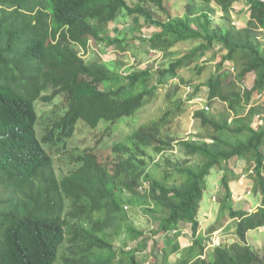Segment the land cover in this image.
<instances>
[{
    "label": "trees",
    "instance_id": "16d2710c",
    "mask_svg": "<svg viewBox=\"0 0 264 264\" xmlns=\"http://www.w3.org/2000/svg\"><path fill=\"white\" fill-rule=\"evenodd\" d=\"M147 1L169 13L163 0ZM187 1L184 16L162 20L127 0H0V264H142L140 248L127 251L113 243L123 232L133 240L145 235L129 222V207L162 215L155 233L167 235L164 257L161 262L155 257L153 264H172V256L177 258L173 264H264L247 243L249 231L264 227V124L253 126L264 114L261 106L248 107L255 93H264V0ZM198 2L205 4L197 6ZM211 2L230 22L233 6L245 2L246 26L213 30ZM122 15L134 22L135 29L144 31L146 25L155 29L143 38L149 50L170 51L194 41L198 46L157 70L141 69L140 64L118 74L103 63H87L80 47L88 49L91 41L108 48L122 43L108 35L109 26ZM215 45L222 46L225 54L206 85L210 102H225L229 116L217 121L204 109L196 112V119L211 126L214 134L178 142L188 156L203 158L198 167H174L180 184H169L170 174L160 181L146 171L143 145L154 147L157 154L174 150V140L165 138L157 125L136 130L133 147L116 145L123 159L105 163L96 153L85 151L77 157L79 167L58 178L45 144L66 147L80 120L96 130L102 121L116 124L136 115L156 96L154 78L162 84L177 77L180 69L214 51ZM250 74L255 76L252 88H239ZM58 96L66 97V110L40 140L36 103ZM234 158L245 160L246 170L254 168L255 192L263 198L256 212L233 207L230 182L240 176L231 179L227 163ZM214 169L224 172L221 208L238 220L239 240L203 257L202 239L195 235L207 179ZM146 180L151 187L142 192ZM182 223L189 224L196 237L188 251L181 246ZM172 231L177 233L170 235ZM65 243L68 247L61 255ZM178 253L183 255L177 257Z\"/></svg>",
    "mask_w": 264,
    "mask_h": 264
},
{
    "label": "rangeland",
    "instance_id": "374dc122",
    "mask_svg": "<svg viewBox=\"0 0 264 264\" xmlns=\"http://www.w3.org/2000/svg\"><path fill=\"white\" fill-rule=\"evenodd\" d=\"M127 2L131 6L137 4L145 6L153 12L156 18L162 20H167L169 17L184 16L187 11V4L189 3L187 0H163L164 6L169 11L167 13L166 11H161L147 0H127ZM202 4L205 3L198 2L197 6ZM209 7L211 11L214 10L212 14L213 30L228 28L231 24L237 28H242L246 26L249 19L245 2H240L233 6L232 22L223 18V13L215 2H211ZM141 22L143 23V21ZM154 30L151 25H146L144 31L143 29H135L134 22H131V19L125 18L122 15L108 29V35L113 39L116 38L122 41V43L108 48L105 44L102 47L94 41H91L88 49L85 50L80 47L79 52L87 63H103L111 71L118 74H125L132 69L140 68V64L143 65L141 69L149 68L153 70L156 68L157 70V66L167 68L171 60L188 53L191 49L198 46L199 43V41L182 42L171 48L170 51L158 50L153 54L146 43L148 40H144L142 37L143 35L147 37L152 36L155 33ZM261 37L264 40V35ZM213 49L214 51L205 52L204 56H201L203 58L198 56L201 59L198 58L188 67L180 69L177 78L170 79L162 84L159 82V78H154L152 85H158L156 96L142 110L136 113V115L123 117L116 124L102 121L100 127L96 130L90 129L84 121L80 120L77 123V130L74 137L68 140L66 147H52L45 144L44 146L54 158L55 171L58 178L61 179L76 170L79 167L77 157L85 151L96 153L105 163H114L119 161L120 158L123 159L124 155L116 152L115 146L133 147L134 132L136 130L142 127L157 125L165 138L174 140V150H167L162 154H157L154 151V147L143 145L142 147L145 150V156L143 158L148 163L146 171L153 179L160 181L164 179L166 174H170L169 184H180L181 177L176 172L174 173V167L176 165L198 167L201 165L203 158L199 155L188 156L181 149L178 142L189 139L199 140L200 138H210L214 134L211 126H203L202 121L196 119V112L209 106L210 110L206 112L213 119L218 121L221 117L229 116L228 105L225 102L221 100L210 102L209 100V88L206 84L210 77L216 73L217 63H219L225 54V51L220 45H215ZM136 59L138 63H135ZM254 80L255 76L253 74L248 75L244 82L238 84L239 88H252ZM51 93L52 90L46 94L50 95ZM66 103L65 96H58L51 102H45L43 100L37 101L36 106L39 116L37 132L40 140H43L46 130L52 122L63 115L66 110ZM251 104L253 106L260 105V109L263 110L262 114H264V95L261 98L257 97V100L253 98ZM262 118L260 121L255 118L253 125L255 129H258L264 124ZM229 121L231 122L232 119L229 118ZM125 157L127 158V155ZM227 167L232 171L229 174L231 179L236 174H241L239 180H241L244 189L247 190V193L243 194L244 198L242 200L240 198L239 200H235V196L234 198L232 197L234 209L249 213L256 212L260 208L263 198H259L255 192V173L252 174V172L246 170L247 163L245 160L237 158L229 161ZM243 172H248V176L243 177ZM223 176V171L214 169L207 180V190L200 205L198 215L199 229L195 236L201 237L204 252L205 254L207 253L206 257H209L212 252V247L210 248L212 237L210 234L215 230L223 229L220 234L216 235L222 241H227L228 239L239 240L236 234L238 220L235 219L233 223V220L228 216V211L222 210L221 208L225 197V191L223 189L220 191V181ZM142 184L143 186L141 188H143V192L150 190V181H143ZM237 193L241 194L242 192L239 193L237 190L235 194ZM127 212L129 222L138 230L144 231L145 235L137 240H133L126 232H123L118 237H114L113 243L115 246L127 251L131 248H140L139 260L142 264H147V262L148 264L149 262L153 264L155 257L158 259V262L163 261L164 254L162 250L166 246L165 240L167 236L155 233L159 226L157 218L162 216L161 213L157 212L153 214L146 212L145 209L140 207H129ZM180 229L185 230L186 226ZM186 237V239L180 238V241L184 244V247H187L184 249L188 251L189 247H192L191 245L194 243L193 241L196 237L194 238L192 233H188ZM144 241H147L145 245ZM247 243L264 258V227L251 230L247 235ZM67 247L68 244L65 243L61 249V255L66 252ZM196 249L198 250L199 248ZM152 250L153 253H151ZM181 255L183 253H180ZM171 259V262L175 263L177 258L172 256Z\"/></svg>",
    "mask_w": 264,
    "mask_h": 264
},
{
    "label": "clouds",
    "instance_id": "9594fccd",
    "mask_svg": "<svg viewBox=\"0 0 264 264\" xmlns=\"http://www.w3.org/2000/svg\"><path fill=\"white\" fill-rule=\"evenodd\" d=\"M115 24V23H114ZM142 38H144V39H147L148 37L146 36V35H143V37ZM100 46H102V45H100ZM103 47V46H102ZM89 48V47H88ZM156 51L157 50H151V52L153 53V54H155L156 53ZM137 61L135 60V63H136ZM158 67V66H157ZM154 69H156V68H154ZM232 72H234L233 70H232ZM174 78H177V77H174ZM258 92L257 93H255L254 95H253V98L255 99V100H257V97H258ZM261 95H264V93L263 94H261ZM253 105L252 104H250L249 105V108L250 107H252ZM260 106V105H259ZM205 111H207V110H210V107L209 106H207V107H205V108H203ZM262 117H261V115H258L257 117H256V119H258L259 121H260V119H261ZM238 159V158H237ZM249 172H252V174H254L255 172H254V168H252V169H250L249 170ZM241 174H239L238 176H240ZM242 175H243V177L244 176H248V172L246 173V172H243L242 173ZM235 176H237V175H235ZM242 177V178H243ZM223 178V177H222ZM246 178V177H245ZM208 180V179H207ZM222 180V179H221ZM236 180H239V179H235V180H232V181H236ZM231 181V182H232ZM230 182V183H231ZM220 185H221V189H223L224 190V188H223V186H222V182L220 181ZM141 186H143V184L141 185ZM141 186H140V190L143 192V188H141ZM207 190V189H206ZM232 190V189H231ZM254 190V189H253ZM225 191V190H224ZM206 192V191H205ZM247 193V190L246 189H244V187H243V191H242V193L241 194H237L236 195V197H235V200H239V198H240V200H242V198H244V195L243 194H246ZM258 194V193H257ZM205 195V194H204ZM249 195H253V194H249ZM248 195V196H249ZM233 198H234V193H233V196H232ZM258 197H262L261 196V194H258ZM261 206H262V204H261ZM260 206V207H261ZM253 213V212H252ZM232 220H235V219H232ZM180 228H178V231H179V233H180V236H181V234H185L187 231H186V229H185V232H184V230H182V229H180ZM220 232L221 231H215V232H213L212 234H210V236L212 237V239H211V244H210V248L212 249V251L215 249V248H217V247H221V246H224V245H227V244H232V243H234V242H236L237 240H233V239H228L227 241H222L220 238H218V236H216V235H218V234H220ZM250 232V231H249ZM177 232L176 231H172V233L170 234V235H172V234H176ZM248 235V234H247ZM165 236H167V235H165ZM217 242H220V244L218 245V244H216ZM179 255H180V253H178ZM207 254V253H206ZM206 254L205 255H203V257H205L206 256ZM177 256V255H176ZM181 257V256H180ZM144 264H146V263H144ZM147 264H148V262H147ZM173 264V263H172Z\"/></svg>",
    "mask_w": 264,
    "mask_h": 264
},
{
    "label": "crops",
    "instance_id": "0c3cea01",
    "mask_svg": "<svg viewBox=\"0 0 264 264\" xmlns=\"http://www.w3.org/2000/svg\"><path fill=\"white\" fill-rule=\"evenodd\" d=\"M232 172V171H231ZM237 176L239 175V174H236ZM230 187H231V189H232V192L234 193V196L236 197V195L238 194H235L236 193V191L238 190L239 191V193H241L242 191H243V184L241 183V180H236V181H232L231 183H230ZM222 188V187H221ZM220 188V191L222 190ZM260 198V197H259ZM233 223H234V220H233ZM185 226H186V230H187V232L185 233V234H181V236H180V238H184V239H186L187 237V235H188V233H192V231H191V226L189 225V224H184V223H182V224H180V226H179V228H185ZM182 230H184V229H182ZM223 229H219V230H215V231H222ZM214 231V232H215ZM184 232H185V230H184ZM181 246H183L182 248L184 249V248H187V247H184V244H182L181 243ZM180 255L179 254H177V257H179Z\"/></svg>",
    "mask_w": 264,
    "mask_h": 264
},
{
    "label": "built area",
    "instance_id": "2783aa9c",
    "mask_svg": "<svg viewBox=\"0 0 264 264\" xmlns=\"http://www.w3.org/2000/svg\"><path fill=\"white\" fill-rule=\"evenodd\" d=\"M261 96H262V95H261V94H259V95H258V98H261ZM216 244H218V245H219V244H220V242H217Z\"/></svg>",
    "mask_w": 264,
    "mask_h": 264
}]
</instances>
